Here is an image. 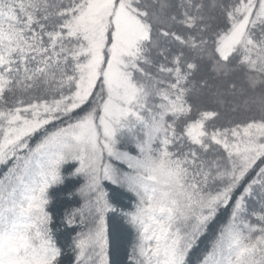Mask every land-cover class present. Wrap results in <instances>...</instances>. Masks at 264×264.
<instances>
[{
	"label": "snow or ice",
	"instance_id": "6c2138e0",
	"mask_svg": "<svg viewBox=\"0 0 264 264\" xmlns=\"http://www.w3.org/2000/svg\"><path fill=\"white\" fill-rule=\"evenodd\" d=\"M0 168V264H264V0H0Z\"/></svg>",
	"mask_w": 264,
	"mask_h": 264
},
{
	"label": "trees",
	"instance_id": "16d2710c",
	"mask_svg": "<svg viewBox=\"0 0 264 264\" xmlns=\"http://www.w3.org/2000/svg\"><path fill=\"white\" fill-rule=\"evenodd\" d=\"M4 171L3 168H0V173ZM73 190L71 185L65 186L64 190L57 191L54 197V210L56 212V222L59 225V218L66 211L68 208H74L77 206L76 200L71 198L68 193L69 191ZM129 201L125 197L123 200L124 204H127ZM226 220V217L221 219V223ZM58 241L61 245L67 246L70 243V233L69 230L65 229L64 227H60V230L56 233ZM134 239V233L126 234L123 240V245L128 246L129 242ZM207 244L205 241L201 244V248H203Z\"/></svg>",
	"mask_w": 264,
	"mask_h": 264
}]
</instances>
